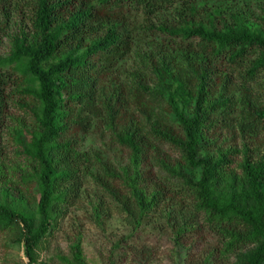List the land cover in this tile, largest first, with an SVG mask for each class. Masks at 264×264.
Masks as SVG:
<instances>
[{"label":"trees","instance_id":"trees-1","mask_svg":"<svg viewBox=\"0 0 264 264\" xmlns=\"http://www.w3.org/2000/svg\"><path fill=\"white\" fill-rule=\"evenodd\" d=\"M3 35L6 251L87 264L81 231L39 255L82 196L127 226L101 264H148L149 225L184 264H264V0H0Z\"/></svg>","mask_w":264,"mask_h":264},{"label":"rangeland","instance_id":"rangeland-1","mask_svg":"<svg viewBox=\"0 0 264 264\" xmlns=\"http://www.w3.org/2000/svg\"><path fill=\"white\" fill-rule=\"evenodd\" d=\"M12 31L9 30V34H12ZM0 44V54H6L11 47L10 37L3 35ZM94 140L99 142L98 137H89L83 141L82 146L86 147L89 144H97ZM20 163H22L20 166L23 169L27 167L23 165V162H19L18 164ZM88 189L90 188L88 187ZM79 201L76 206L71 207L68 216L61 222L59 230L45 243V248L39 252L41 259H49V257L58 251L60 253H69L71 236L74 237L76 232L81 231V245L87 264H101L102 260L105 259L103 255L107 253L110 242L117 239L126 231V224L118 217H112L107 220L105 231H102L91 216L92 209L89 199L81 196ZM147 229V233L140 235V240L149 246L153 245L156 249L154 258L148 264H184V251L182 250L178 253L177 246H174L166 239L168 234H164L162 229L152 227L151 225ZM0 264H27V258L22 245H11L7 251L0 245ZM121 264L138 263L129 262L128 260Z\"/></svg>","mask_w":264,"mask_h":264}]
</instances>
